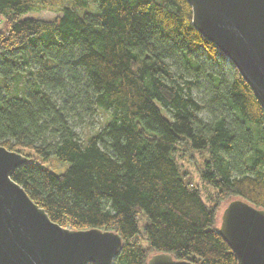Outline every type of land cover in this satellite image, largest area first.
I'll return each instance as SVG.
<instances>
[{"label":"trees","instance_id":"trees-1","mask_svg":"<svg viewBox=\"0 0 264 264\" xmlns=\"http://www.w3.org/2000/svg\"><path fill=\"white\" fill-rule=\"evenodd\" d=\"M191 15L186 0H0V144L28 159L11 177L53 222L120 234L112 264H235L216 210L264 208V109ZM98 110L81 139L72 122ZM193 152L207 198L180 161Z\"/></svg>","mask_w":264,"mask_h":264},{"label":"water","instance_id":"water-1","mask_svg":"<svg viewBox=\"0 0 264 264\" xmlns=\"http://www.w3.org/2000/svg\"><path fill=\"white\" fill-rule=\"evenodd\" d=\"M191 23L233 64L264 109V0H186ZM26 156L0 144V264H112L121 236L114 230L72 229L50 220L11 177ZM217 232L235 264H264V208L240 197L225 202ZM146 264H194L153 252Z\"/></svg>","mask_w":264,"mask_h":264},{"label":"rangeland","instance_id":"rangeland-1","mask_svg":"<svg viewBox=\"0 0 264 264\" xmlns=\"http://www.w3.org/2000/svg\"><path fill=\"white\" fill-rule=\"evenodd\" d=\"M57 14L56 11H54L53 9L50 8H44V9H40V10H34L32 12L29 13H25L24 15H29V16H36L39 18H53L55 17ZM4 23V20L2 17H0V26H2ZM202 92L199 90H194V95L196 97H201ZM108 116L107 112H101L100 110H98L97 112H95V114H93L92 116L86 114V113H82L80 117H77L76 120L73 123V125H75V131L77 132V134L80 136L81 139H83L85 136H87V134L92 133L94 130H96L97 128L100 127V125L102 124L101 122H103L104 119H106ZM179 160V159H178ZM181 163H183L184 167L188 170V173L191 176L192 181L199 185L201 192L203 194L204 197L207 198V195H209L208 193L211 194V189L210 187L203 183L200 179V173H199V168L201 167L202 164V157L200 156L199 153L197 152H193V154L191 155H185L182 159H180ZM50 167H54V168H59L60 164H57L54 162V160L51 159L50 162ZM225 201H222L220 203V206L218 207V209L215 212L216 215V222L218 224L219 220H220V212L222 211L223 207L226 205ZM142 224L143 222H140V229L142 228ZM144 243V242H143Z\"/></svg>","mask_w":264,"mask_h":264}]
</instances>
